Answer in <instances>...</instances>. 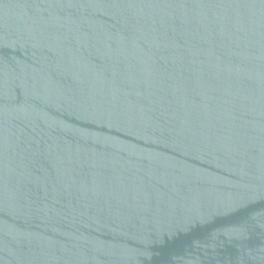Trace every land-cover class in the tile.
<instances>
[{
	"label": "water",
	"instance_id": "water-1",
	"mask_svg": "<svg viewBox=\"0 0 264 264\" xmlns=\"http://www.w3.org/2000/svg\"><path fill=\"white\" fill-rule=\"evenodd\" d=\"M0 264H264V0H0Z\"/></svg>",
	"mask_w": 264,
	"mask_h": 264
}]
</instances>
